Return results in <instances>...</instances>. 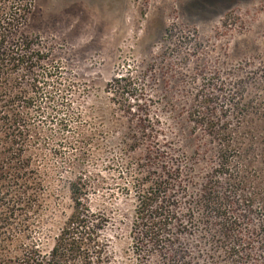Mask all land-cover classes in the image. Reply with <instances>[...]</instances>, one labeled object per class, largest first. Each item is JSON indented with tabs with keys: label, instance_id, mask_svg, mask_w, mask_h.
Masks as SVG:
<instances>
[{
	"label": "rangeland",
	"instance_id": "1",
	"mask_svg": "<svg viewBox=\"0 0 264 264\" xmlns=\"http://www.w3.org/2000/svg\"><path fill=\"white\" fill-rule=\"evenodd\" d=\"M21 31L41 41L49 63L63 67L59 88L70 99L61 111L72 120L70 128L50 117L33 128L52 186L40 219L57 230L72 206L59 177L82 174L92 183L87 202L109 217L102 232L112 264H140L135 250L145 264H162L153 245L137 244L133 235L138 200L124 187L134 189L145 146H127L129 126L136 128L139 116L150 114L160 142L182 161L186 183L197 191L216 160V145L193 129L186 109L199 93L223 98L243 92L264 99V0H33ZM116 78L122 88L112 92ZM262 103V111L244 119L242 127L236 116L232 120L236 161L251 191L264 185ZM258 224L253 218L251 228ZM250 235L245 231L243 237L252 247L250 264H264L262 240ZM179 238L191 264H226L223 251L207 237ZM45 241L49 249L53 237Z\"/></svg>",
	"mask_w": 264,
	"mask_h": 264
},
{
	"label": "trees",
	"instance_id": "2",
	"mask_svg": "<svg viewBox=\"0 0 264 264\" xmlns=\"http://www.w3.org/2000/svg\"><path fill=\"white\" fill-rule=\"evenodd\" d=\"M32 4L33 0H0V264H112L102 232L109 217L87 202L92 183L84 175L59 177L72 206L57 230L49 228L51 221L40 219L52 186L44 176L46 157L34 145L33 128L50 117L68 129L72 120L61 115L70 100L59 88L63 67L49 63L41 41L21 31ZM121 88L120 78L114 79L111 91ZM263 100L243 92L223 98L213 93L192 96L187 117L194 130H202L216 145V160L197 191L186 183L182 161L160 142L150 114H141L136 128L129 126L127 146H145L137 159L141 169L134 189L124 187L138 200L133 235L139 237L137 244L150 242L162 264L192 263L179 237H207L223 251L226 264H250L252 247L243 238L249 230L251 237L262 240L264 261V185L250 190L246 170L236 161L239 148L232 126L234 116L242 127L244 119L259 114ZM45 108L52 113L44 114ZM253 218L259 220L254 229ZM51 236L47 249L45 239ZM135 253L145 264L142 252Z\"/></svg>",
	"mask_w": 264,
	"mask_h": 264
}]
</instances>
